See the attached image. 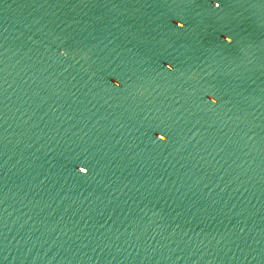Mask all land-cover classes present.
Segmentation results:
<instances>
[{"label":"water","instance_id":"water-1","mask_svg":"<svg viewBox=\"0 0 264 264\" xmlns=\"http://www.w3.org/2000/svg\"><path fill=\"white\" fill-rule=\"evenodd\" d=\"M0 264H264V0H0Z\"/></svg>","mask_w":264,"mask_h":264}]
</instances>
